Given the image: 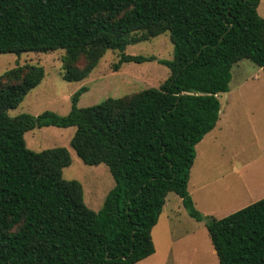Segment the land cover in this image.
Here are the masks:
<instances>
[{
  "label": "trees",
  "instance_id": "obj_1",
  "mask_svg": "<svg viewBox=\"0 0 264 264\" xmlns=\"http://www.w3.org/2000/svg\"><path fill=\"white\" fill-rule=\"evenodd\" d=\"M261 0H0V53L64 49L68 81L84 79L103 52L115 64L156 60L171 73L159 86L79 106L10 114L44 77L34 66L18 83L0 82V264H134L156 251L152 230L169 192L204 221L219 264H264V197L222 218L202 213L188 183L196 145L217 124L219 95L233 65L248 58L264 71ZM143 31L141 36L135 33ZM169 31L171 59L126 53ZM89 63L72 69L80 55ZM75 126L70 145L86 164L106 163L115 179L99 210L84 200L66 146L33 150L35 127Z\"/></svg>",
  "mask_w": 264,
  "mask_h": 264
},
{
  "label": "rangeland",
  "instance_id": "obj_2",
  "mask_svg": "<svg viewBox=\"0 0 264 264\" xmlns=\"http://www.w3.org/2000/svg\"><path fill=\"white\" fill-rule=\"evenodd\" d=\"M259 13L264 17V0L260 1ZM143 31L135 33L141 36ZM126 53L155 55L171 59L174 45L169 31L146 40L130 44ZM65 50L48 52L28 51L21 54L0 53V82L2 86L18 83L34 66H43L41 83L31 89L18 107L11 109L12 115L31 113L37 115L44 110L67 114L72 107L73 94L82 86L88 88L78 101L79 106H90L105 101L109 97L130 96L145 88L159 86L171 73L169 67L156 60L125 62L116 70L121 52L109 49L103 52L97 65L82 80L68 81L64 78L67 68ZM89 63L86 53L71 65L72 69H83ZM259 82L258 86L246 85L238 94L224 92L219 95L221 102L222 128L215 131H235L240 134V144H234L228 137H219L217 142L212 134L196 145V159L191 169L188 183L189 192L195 206L204 214L222 218L264 194V72L259 65L243 58L232 67L230 87L236 89L239 80ZM258 84V83H257ZM229 120V125L226 123ZM76 131L75 126L35 127L25 133L27 146L42 150L66 146L72 157L69 166L63 169L66 179L79 180L84 188L87 205L99 210L108 192L115 186V179L109 166L102 162L86 164L70 145ZM211 137V138H210ZM228 142L227 151L236 162L222 161V143ZM213 156V157H212ZM220 162V163H219ZM209 163V165H208ZM219 163L218 168L215 164ZM244 175L246 184L228 185L229 180ZM219 170L222 173H219ZM227 172L224 176L223 172ZM226 181V182H225ZM156 252L135 264H219L218 256L211 242L204 221L193 218L185 208L182 198L171 191L157 225L152 230Z\"/></svg>",
  "mask_w": 264,
  "mask_h": 264
},
{
  "label": "crops",
  "instance_id": "obj_3",
  "mask_svg": "<svg viewBox=\"0 0 264 264\" xmlns=\"http://www.w3.org/2000/svg\"><path fill=\"white\" fill-rule=\"evenodd\" d=\"M260 5V4H259ZM262 70H263V68L262 67H260ZM264 72V71H263ZM231 82V81H230ZM258 83V84H257ZM259 83H260V81L259 82H252V81H249V80H247V79H245V80H239L238 82H237V86H236V89L235 90H232L231 89V87H230V89L227 91V92H231V93H233V92H235V93H237L238 94V92L243 88V87H245L246 85H254V86H258L259 85ZM261 84V83H260ZM262 84H264V83H262ZM229 86H230V84H229ZM224 93V92H223ZM225 112H224V117H223V121H222V123H220V121H221V110H220V117H219V119H218V121H217V124H216V126L211 130V131H209L204 137H203V139L206 137V136H209V135H211L212 134V139H213V141L214 142H217V139L219 138V137H223V138H225V137H228V138H230L231 139V142L232 143H234V144H240V137H239V135L240 134H236V132L235 131H215L217 128H219V130L222 128V126H220V124H223V122H224V118H225ZM226 123L229 125V120H226ZM263 129H264V127L263 128H260L258 131H263ZM211 138V137H210ZM263 139H264V137H262ZM202 139V140H203ZM201 140V141H202ZM199 143V142H198ZM220 147H221V150H220V152H221V157H222V161L223 160H225V161H229V162H231L233 165H235L236 164V162L233 160V158L229 155V153H228V151H227V148H228V142L226 141V142H224V143H222V145H220ZM213 157V156H212ZM196 159V158H195ZM195 162V161H194ZM220 163V162H219ZM219 163H217V164H215V166L214 167H216L217 166V168H218V165H219ZM194 165V164H193ZM208 165H209V163H208ZM193 167V166H192ZM192 169V168H191ZM232 171H234L233 173L234 174H237V173H239V175H238V177H237V179H231V180H229L228 182H226V183H228V185L230 186V185H233V184H235V185H239V184H242V183H244V184H246V181H245V178H244V175H242V179H241V173L238 171V170H235V169H233ZM219 173H222V171L221 170H219ZM223 174H224V176L223 177H225V175L227 174V172H223ZM191 175V174H190ZM264 197V194H261V195H257L255 198H253L252 199V201L251 202H249V203H247V204H244L243 206H241L240 208H242V207H244V206H247L248 204H250V203H253V202H255V201H257V200H259V199H261V198H263ZM240 208H238V209H240ZM207 215H210V214H207ZM212 215V214H211ZM214 216V215H213ZM216 217V216H215ZM160 218V217H159ZM157 225V224H156ZM155 225V226H156ZM154 226V227H155ZM156 252V251H155ZM154 252V253H155ZM153 253V254H154ZM152 254V255H153ZM151 256V255H150ZM150 256H148V257H150ZM147 257V258H148ZM146 259V258H145ZM144 260V259H143ZM137 263V262H136ZM135 264V263H134Z\"/></svg>",
  "mask_w": 264,
  "mask_h": 264
}]
</instances>
